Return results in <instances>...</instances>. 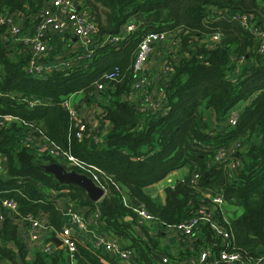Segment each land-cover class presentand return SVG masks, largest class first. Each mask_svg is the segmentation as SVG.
I'll return each instance as SVG.
<instances>
[{"label":"trees","instance_id":"trees-1","mask_svg":"<svg viewBox=\"0 0 264 264\" xmlns=\"http://www.w3.org/2000/svg\"><path fill=\"white\" fill-rule=\"evenodd\" d=\"M49 1L0 0V16L23 18L26 34ZM82 10L95 20L99 40L119 35L129 23L137 30L116 44L96 43L90 56L70 69L55 70L46 79L27 73L30 53L11 38L7 23L0 26V118L12 116L28 124L7 121L0 129V155L7 160L0 179V204L13 200L18 205L16 212L1 207L0 264H72L67 248L53 254L36 251L28 259L18 223L28 216L47 215L53 235L61 234L64 225L57 200L66 196L88 207L89 214L99 213L106 231L134 252L130 262L165 264L163 259L168 258L171 264H189L194 254L188 244L182 242L172 253L161 244L160 233L191 220L208 203V195H222L230 206L242 209L231 220L235 251L254 260L264 255V57L257 53L255 35L233 18L241 13L260 26L264 4L259 0H83ZM218 32L221 41L207 48ZM150 33H178L174 36L180 49L163 92L164 111L145 121L138 102L135 105L130 97L139 44ZM242 56L247 63L236 77L233 59ZM110 75L116 76L114 82L107 79ZM106 83L104 90L98 89ZM75 94H82L85 105L98 108L97 130L90 132L92 124L86 123L82 137L63 106ZM28 99L40 103L30 107ZM241 103L238 124L231 127L230 111ZM207 108L216 115L219 127L214 131L203 115ZM43 136L81 166H69L63 156L49 155L39 146ZM98 136L100 144L95 141ZM238 143L237 153L230 158L239 165L231 174L227 163L217 162L216 157L223 148L231 153ZM54 163L90 179L98 176L105 196L94 202L84 188L60 182L44 167ZM185 166L191 168L189 175L166 189L164 205L144 193L145 187ZM195 174L200 176L197 184ZM138 205L157 221L155 233L135 212L133 207ZM71 239L76 246L75 264H128L94 249L82 232ZM195 243L197 247L216 243L213 260L223 248L222 238L206 225Z\"/></svg>","mask_w":264,"mask_h":264},{"label":"built area","instance_id":"built-area-1","mask_svg":"<svg viewBox=\"0 0 264 264\" xmlns=\"http://www.w3.org/2000/svg\"><path fill=\"white\" fill-rule=\"evenodd\" d=\"M82 8L83 0H50L39 15H36V21L32 23L26 34L23 32L21 26L14 23L13 19H7L0 16V26L7 23L8 33L11 37H14L16 42L24 46L26 51L30 53L29 64L26 69L30 76L39 79H46L51 76L55 70L70 69L80 60H83L94 52L95 47H93V45L95 42L100 43V45L107 43L116 44L120 42L126 34L137 30L135 24L129 23L125 25L119 35H109L99 40V38H97V36H99V30L95 20L86 10H82ZM233 18L241 21L242 25L255 35L257 53L264 57V24L256 26L254 23L248 21L246 15H242L241 13H235ZM68 29L74 30V38L77 39L80 47L83 49L82 54L78 57L77 61H71L69 56L66 58L46 61L45 56L49 52L51 36L65 33ZM221 35L222 34L219 32L213 34L209 42L206 44V47L214 48V46L221 41ZM206 42L207 40H204V43ZM166 43L172 45L168 50V56L172 57V61L167 63L166 70L174 71V61L178 59L177 53L180 49V41L179 39H175L173 34H148L139 44L134 63L136 81L133 85L134 91L130 98L138 102L140 112L146 114L156 111V117L161 115L164 111L165 104L161 108V101L155 99L154 90L156 89L157 84L146 74V66L155 46ZM186 56L189 57L190 55L187 54ZM233 60L237 65L235 75L238 77L240 71L247 63V57H236ZM107 79L111 83L116 80V76L110 75L107 76ZM107 85V83L104 85H98V89L102 91ZM70 99L71 97L66 100L63 106L70 113L74 122H76V127L79 130L78 135L79 137H82L83 133L88 129L86 123L89 124V121L84 118V116L80 115L77 106L73 105ZM25 101L30 107H34L40 103L36 99H28ZM242 109L243 106L238 105L230 111L229 125L231 127H235L238 124ZM7 121H16L17 123L28 126L27 123L16 117L7 116L0 118V129L7 124ZM90 127V132L97 130L95 128L96 126L91 125ZM88 137H90V133L88 134ZM30 140L31 139H29V141ZM95 141L100 144L102 142L101 136H98ZM39 146L45 148L49 155L58 159L63 156L62 159H65L69 166H81L82 164L71 154L63 152L57 146H54L44 136L42 137V142ZM239 147L240 143L237 144L236 148H234L231 153L224 148L219 150L216 161L219 163L226 162V166L235 168L239 165V162L230 158V156L237 153V148ZM5 172L6 170H4L3 161L0 159V179L5 176ZM199 177L198 174H195L193 177V183L197 184ZM91 180L105 190L104 186L99 183L98 176L95 175ZM1 207L13 212H16L18 209V205L15 201H3L0 204V222L4 219ZM133 208L139 215L142 223H152L157 225V221L143 207L138 205ZM231 210L232 207L226 202L222 195H208V203L202 205L191 220L179 225L166 227L168 230L184 234L185 239L181 241V243H187L190 248V253L194 254V256L189 259V264H264V255L254 260L235 251V236L230 228L231 220L235 214L232 215ZM61 215V218L66 222L62 233L57 235L62 242V246H57L54 242L47 243L45 241L42 233V231L46 229L44 226L45 221L42 220V216L33 215L22 220V222L26 224L28 233V238L26 240L27 245L35 251H42L46 254H53L59 248H67L71 254L72 264H75L74 253L76 251V246L71 237L75 232H84L88 235H92V246L101 253L114 255V257L122 263H127L134 258V252L130 249L124 248L121 245V241L114 238L112 234L108 237H103L98 233L100 224L99 213H93L90 216L85 217L74 208L73 203H70L62 211ZM203 225L208 226L216 237L222 238L223 248L219 251V257L215 260L212 259V254L213 247L217 245L216 243L213 245H200L199 247H197L198 245L195 243V237L198 233H202ZM171 262L172 261L168 258L163 259V263L165 264H171ZM176 264L183 263L177 261Z\"/></svg>","mask_w":264,"mask_h":264},{"label":"crops","instance_id":"crops-1","mask_svg":"<svg viewBox=\"0 0 264 264\" xmlns=\"http://www.w3.org/2000/svg\"><path fill=\"white\" fill-rule=\"evenodd\" d=\"M259 1L262 5L264 4V0H259ZM2 17H5V16H2ZM12 19L16 25L23 27V25L25 23L23 18L13 17ZM24 29H26V28H24ZM174 35L177 36L178 33H175ZM51 37L52 38L50 39V45H54L57 43L63 45L64 47H66V50L70 53L69 59L71 61H77L78 57L82 54L83 49L80 47L77 39L74 38V30L73 29H68L65 33L57 34V35H54ZM96 43L97 42H95V44ZM95 44L93 45V47H95ZM171 47H172V45L169 43H166L163 45H161V44L156 45L153 53L149 57V60H148L147 66H146V68H147L146 74L149 77H151L157 84L156 89L154 90V93H155V99L157 101H161V108L164 105L163 92L167 88V86H169L170 80L173 76V71L166 70V65L170 60L169 56H168V53H169L168 50ZM50 52H48L46 54V61H51V60H55V59L60 58L58 56H55L56 58H54L52 56V54H50ZM153 72H155V73H153ZM79 103L81 105H76V106H77L80 114L82 116L85 115L84 118H86L90 124H92L93 126H97V122L95 120V118L98 114L97 106H95L96 111L95 110L90 111L89 110L90 106L84 105L83 98L81 99V101ZM135 105H137V102H135ZM203 115H204L206 123L208 124V126L211 130L214 131L215 128L219 127V125L216 121V115H215V112L213 109H208V108L204 109ZM140 116H141V119H144L145 121H147L149 119H152V117L153 118L156 117V111H152L151 113H146V114H144L143 112H140ZM0 159H1V161H3L4 170H6L7 169L6 158L4 156L0 155ZM226 169L228 172L233 173L235 168L226 166ZM190 171H191L190 166H185L181 169L172 171L163 180L145 187L143 189L144 193L146 195L152 197L154 199V201L157 202L158 204L164 205L166 203V198H167L166 189L174 187L179 180H183L186 176H188ZM70 203H73L74 208L79 213L84 215L85 217L91 215L88 213L89 212L88 207L81 206L77 203H74L70 199V197H68V196L60 197L57 200V205H58L59 209L61 210L60 214ZM42 220L45 221L44 226L46 227V229H44L42 231L43 238L45 239V241L47 243H51V242H53V238L57 237V235L56 236L53 235L54 230H53V227L51 225L49 216L43 215ZM62 220H63V225L65 227L66 222L64 219H62ZM18 223H19L20 235L22 236V238L24 239V242L26 243V240L28 238L26 224H24L22 222V220L19 221ZM145 225L148 229H151V231H153L155 233V231H154V230H156L155 224L147 223ZM98 233H100L103 237H105V236L108 237L112 234L111 232L106 231V229L104 228V226L101 223L99 224ZM83 234H84V239L86 241H88V242L92 241V235H88L87 233H84V232H83ZM160 237H159V240H160L161 244L164 246H167L168 249L173 253L179 249V247L181 245V241L184 240L185 236L182 233H179L176 231H171V230H168L166 228H163L162 232L160 233ZM114 238H116V237H114ZM35 253H36V251L28 246V259L32 260L34 258ZM127 263L128 264H137L135 262H130V261ZM3 264H13V263L7 262V263H3Z\"/></svg>","mask_w":264,"mask_h":264},{"label":"water","instance_id":"water-1","mask_svg":"<svg viewBox=\"0 0 264 264\" xmlns=\"http://www.w3.org/2000/svg\"><path fill=\"white\" fill-rule=\"evenodd\" d=\"M44 167L48 171L54 173L60 182L66 184H76L84 188L94 202L100 201L105 196L106 191L100 186L96 185L89 177H86L85 175L79 174L75 171H68L58 163L44 165ZM61 217L62 215L60 214L59 218L61 219ZM53 242L57 246H62V242L58 237H54ZM112 257H114V255H112Z\"/></svg>","mask_w":264,"mask_h":264},{"label":"rangeland","instance_id":"rangeland-1","mask_svg":"<svg viewBox=\"0 0 264 264\" xmlns=\"http://www.w3.org/2000/svg\"><path fill=\"white\" fill-rule=\"evenodd\" d=\"M11 38L15 40L14 37H11ZM49 52H50V54H52V56L54 58H56L55 56H58L60 58H66V57H68L70 55V53L66 50V47H64L63 45L58 44V43L54 44V45H50L49 44ZM45 59H46V56H45ZM153 73H155V72H153ZM82 98H83L82 94H75V95L71 96L70 100H71V103L73 105H81L79 102L81 101ZM240 106H244V103H241ZM89 110L90 111H92V110L96 111V108H95V106H93V107L90 106ZM83 116L85 117V115H83ZM235 211H237L238 214L242 213V209H240V208L237 209L235 207H232V210H231L232 215L234 214Z\"/></svg>","mask_w":264,"mask_h":264}]
</instances>
